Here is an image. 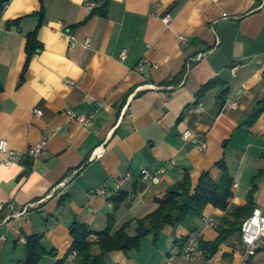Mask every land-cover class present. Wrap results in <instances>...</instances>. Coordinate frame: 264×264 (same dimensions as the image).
<instances>
[{
  "label": "crops",
  "instance_id": "1",
  "mask_svg": "<svg viewBox=\"0 0 264 264\" xmlns=\"http://www.w3.org/2000/svg\"><path fill=\"white\" fill-rule=\"evenodd\" d=\"M106 2L108 14L93 15ZM43 9L42 47L27 67L28 35ZM17 20L19 27L7 28ZM0 83V141L25 152L50 138L45 155L0 168V206L13 204L16 212L30 206L25 216L0 224V264H24L22 238L34 235L51 253L40 264H78L77 254L67 256L75 226H88L96 244L114 215L113 234L128 223L134 236L139 220L187 175L193 191L206 172L219 183L220 163L234 179L228 211L208 205L202 218L165 227L157 243L152 235L141 251H114L106 260L244 263L238 236L211 261L199 241L215 240L255 185L256 208L264 209V0H11L0 23ZM35 109L43 116L35 118ZM69 111L94 115L93 122L83 126ZM144 170L152 178L144 180ZM120 181L118 208V197L93 195ZM11 213L7 208L0 217ZM190 241L198 248L195 261L182 257ZM249 264H264V250Z\"/></svg>",
  "mask_w": 264,
  "mask_h": 264
},
{
  "label": "trees",
  "instance_id": "2",
  "mask_svg": "<svg viewBox=\"0 0 264 264\" xmlns=\"http://www.w3.org/2000/svg\"><path fill=\"white\" fill-rule=\"evenodd\" d=\"M11 0H0V23L2 16L7 9ZM109 2L102 9H94L93 15L108 14ZM40 18L37 29L28 35L27 53L28 62L30 64L33 56L42 47L38 40V33L45 22L44 9L35 14ZM21 21L8 22L7 28L12 29L19 27ZM3 92L0 83V99ZM258 115V112L255 116ZM223 170V178L217 183L208 172L204 173L198 188L193 191L191 178L187 175L183 182L177 183L169 190V196L162 201L160 207L149 216L139 220L136 235L128 232L129 224H125L116 234H113L115 217L111 215L109 228L98 233L99 240L96 244L89 242L92 231L85 225H77L73 230L75 239L73 246L70 248L67 256L77 254L78 264H109L106 260L107 256L114 251H123L126 254L131 252H139L142 250L143 242L155 236V242L160 239L162 231L167 226H176L187 218H202L204 211L208 205H213L221 211H228L230 201L234 196L233 186L234 179L231 177L225 163H220ZM256 186L249 195L246 206L238 207L232 211L229 216L225 217L221 226L218 227V237L213 241L201 239L199 241V249L203 252L207 261H211L220 251L221 247L231 238L238 236L241 238L242 226L245 220L251 217L256 209ZM123 198H115L116 208L120 206ZM4 218L0 217V222ZM43 236L34 235L27 239V259L24 264H40L41 261L48 256L49 253L42 245ZM188 243V239L184 241ZM185 244V245H186ZM98 246L99 253L94 251ZM184 246L183 248H185ZM54 254V252L52 253ZM59 264H63L60 262Z\"/></svg>",
  "mask_w": 264,
  "mask_h": 264
},
{
  "label": "built area",
  "instance_id": "3",
  "mask_svg": "<svg viewBox=\"0 0 264 264\" xmlns=\"http://www.w3.org/2000/svg\"><path fill=\"white\" fill-rule=\"evenodd\" d=\"M91 7H95L96 3H91ZM166 23L171 21L170 16H166L164 18ZM181 41L186 43V38L181 37ZM87 45H89V41H87ZM127 52L126 50L122 52L121 58L124 60L126 59ZM148 63V60H143L139 66V71H144L145 67ZM69 116L79 122L83 126H89L93 122L94 115H76L74 112L69 111ZM33 116L35 118H39L43 116V111L39 109H35L33 111ZM193 137L192 131H187L183 135V139L188 141L191 140ZM49 137L44 138L42 142L37 145L30 147L27 151L21 152L19 150L13 149L10 147L9 142L6 140L0 141V168L5 167L7 169L13 168L15 162L18 160H27V159H37L47 153L48 150V142ZM199 150H205L207 148V142L205 140H201L198 143ZM161 172H164L162 169ZM143 179L149 180L152 178V173L149 170L143 171ZM123 181H120V184L117 189L110 190L109 188H100L98 189L93 195L103 196V197H110L115 198L120 195L122 189ZM7 208H9L12 213L4 218L1 222H7L13 217H21L25 216L30 208V206L26 207L22 212H16L14 205L9 204L7 206L1 205L0 206V213L4 212ZM242 238V246L245 252V261L243 264H249V261L256 257L263 249H264V209L263 208H256L253 215L249 217L242 226L241 232ZM22 241L27 244V239L22 238ZM76 255V253H75ZM182 257L188 261H195L198 257V248L197 245L194 244L193 241L189 242L185 252L183 253ZM167 264H176L175 259L171 258Z\"/></svg>",
  "mask_w": 264,
  "mask_h": 264
},
{
  "label": "rangeland",
  "instance_id": "4",
  "mask_svg": "<svg viewBox=\"0 0 264 264\" xmlns=\"http://www.w3.org/2000/svg\"><path fill=\"white\" fill-rule=\"evenodd\" d=\"M264 250V249H263Z\"/></svg>",
  "mask_w": 264,
  "mask_h": 264
}]
</instances>
